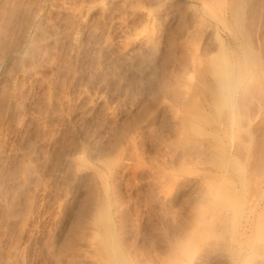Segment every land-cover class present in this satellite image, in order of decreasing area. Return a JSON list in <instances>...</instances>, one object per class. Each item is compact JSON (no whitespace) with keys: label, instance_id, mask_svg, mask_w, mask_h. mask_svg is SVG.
Masks as SVG:
<instances>
[{"label":"rangeland","instance_id":"1","mask_svg":"<svg viewBox=\"0 0 264 264\" xmlns=\"http://www.w3.org/2000/svg\"><path fill=\"white\" fill-rule=\"evenodd\" d=\"M42 1L44 8H35V0H0V264H93L97 254L90 253L98 250L90 235L105 233L96 223L101 206L134 264H192L217 251L220 264H264V87L260 92L253 72L239 82L234 120L228 106L218 110L214 90L220 45H227L224 53L234 62L239 56L253 64L264 61V45L254 36V45L246 47L225 8L229 0ZM244 15L243 28L250 30ZM258 24L252 28L264 35ZM3 88L14 95L6 98ZM220 193H228L221 197L229 201L219 202Z\"/></svg>","mask_w":264,"mask_h":264},{"label":"bare ground","instance_id":"2","mask_svg":"<svg viewBox=\"0 0 264 264\" xmlns=\"http://www.w3.org/2000/svg\"><path fill=\"white\" fill-rule=\"evenodd\" d=\"M38 1V2H37ZM61 1V0H60ZM87 1V0H86ZM92 1V0H91ZM120 1V0H119ZM125 1V0H124ZM144 1V0H143ZM225 1V0H224ZM18 2H20V1H18ZM22 2V1H21ZM37 2V4L35 5V8H42V6H43V2H45V1H42V0H35V3ZM42 2V3H41ZM82 2V1H81ZM89 2V1H88ZM141 2V1H140ZM163 2V1H162ZM61 3V2H60ZM87 3V2H86ZM123 3V2H122ZM139 3V2H138ZM209 3V2H208ZM19 4V3H18ZM71 4V3H70ZM74 4V3H73ZM76 4H78L77 2H76ZM149 4V3H148ZM220 4V3H219ZM226 4H228V6L226 5V10L228 11V12H230L231 13V15H232V17H233V22H234V26L233 27H235L234 28V30H237V32L239 31L240 32V36H242V39L243 40H245L248 44H245L244 42V44L246 45V47H247V45L248 46H252V44L254 45V41H255V39H254V36L256 37V42H257V45L258 44H260V45H262V47H263V45H264V35L263 34H259V32H257V29L258 28H252L253 27V25L255 24L256 25V23L258 22L259 24H258V26L257 27H260V25L262 26V27H264V23H263V21H264V0H229V3L227 2ZM24 5V4H23ZM222 5V4H221ZM246 5H247V8H246ZM87 6H88V4H87ZM132 6V5H131ZM138 6V5H137ZM136 6V7H137ZM182 6V5H181ZM191 6V5H190ZM204 6V5H203ZM223 6H225V5H223ZM18 7V6H17ZM19 7H20V5H19ZM50 7V6H49ZM52 7V6H51ZM75 7V6H74ZM77 7V6H76ZM82 7V6H81ZM212 7H214L213 5H212ZM27 8V7H26ZM43 8H44V6H43ZM68 8V7H67ZM202 8V7H201ZM205 8V7H204ZM206 8H209V7H206ZM64 9V8H63ZM79 9V8H78ZM146 9V8H145ZM245 9H247V15L250 17H248L247 19H249V22H250V26H252V27H250L249 29L250 30H248L247 28H243V25H244V21H245V15H244V13H246L245 12ZM40 10H42V9H40ZM40 10H38V11H40ZM148 10H150V9H148ZM203 10V9H202ZM205 10V9H204ZM204 10H203V13H204ZM10 11V10H9ZM16 11V10H15ZM43 11V10H42ZM119 11V10H118ZM134 11V10H133ZM144 11V10H143ZM179 11V10H178ZM222 12V11H221ZM143 13V12H142ZM148 13V12H147ZM212 13V12H211ZM125 14V13H124ZM206 14V13H205ZM83 15V14H82ZM155 15V14H154ZM211 15V14H210ZM213 15V14H212ZM50 16V15H49ZM85 16V15H84ZM9 17H10V15H9ZM106 17V16H105ZM125 17V16H124ZM155 17V16H154ZM211 17H213V16H211ZM216 17V16H215ZM73 18V17H72ZM96 18V17H95ZM112 18V17H111ZM262 18V19H261ZM100 19V18H99ZM118 19V18H117ZM216 19H217V17H216ZM55 20V19H54ZM111 20V19H110ZM114 20V19H113ZM154 20V19H153ZM152 20V21H153ZM155 20H156V18H155ZM21 21V20H20ZM45 21V20H44ZM79 21H82V20H79ZM101 21V20H100ZM181 21V20H180ZM220 21V20H219ZM257 21V22H256ZM16 22V21H15ZM121 22V21H120ZM157 22V21H156ZM165 22V21H164ZM198 22V21H197ZM254 22V23H253ZM1 23V22H0ZM11 23V22H10ZM39 23V22H38ZM161 23V22H160ZM207 23V22H206ZM210 23V22H209ZM58 24V23H57ZM97 24V23H96ZM119 24H121V23H119ZM124 24V23H123ZM154 24V23H153ZM152 24V25H153ZM156 24V23H155ZM183 24V23H182ZM181 24V25H182ZM249 24V23H248ZM2 25V24H1ZM14 25V24H13ZM25 25V24H24ZM98 25V24H97ZM110 25V24H109ZM209 25V24H208ZM224 25V24H223ZM6 26V25H5ZM62 26V25H61ZM64 26V25H63ZM135 26V25H134ZM155 26V25H154ZM187 26V25H186ZM248 26V25H247ZM13 27V26H12ZM53 27V26H52ZM80 27V26H79ZM92 27V26H91ZM118 27V26H117ZM204 27V26H203ZM255 27V26H254ZM14 28H15V26H14ZM199 28V27H198ZM208 28V27H207ZM209 28H210V26H209ZM208 28V29H209ZM213 28V27H212ZM13 29V28H12ZM62 29V28H61ZM64 29V28H63ZM187 29V28H186ZM260 29V28H259ZM264 29V28H263ZM126 30V29H125ZM171 30V29H170ZM194 30V29H193ZM213 30V29H212ZM49 31V30H48ZM96 31V30H95ZM196 31V30H195ZM1 32V31H0ZM17 32V31H16ZM79 32V31H78ZM90 32V31H89ZM173 32V31H172ZM204 32V31H203ZM186 33H187V31H186ZM235 33V32H234ZM13 34V33H12ZM15 34V33H14ZM18 34V33H17ZM46 34V33H45ZM237 34V33H236ZM107 35V34H106ZM215 35V34H214ZM32 36V35H31ZM238 36V35H237ZM236 36V37H237ZM86 37V36H85ZM128 37V36H127ZM169 37V36H168ZM235 37V36H234ZM6 38V37H5ZM201 38V37H200ZM45 39V38H44ZM48 39V38H47ZM96 39V38H95ZM102 39V38H101ZM125 39V38H124ZM238 40H239V38H237ZM76 40V39H75ZM80 40V39H79ZM119 40V39H118ZM158 40H159V38H158ZM176 40V39H175ZM5 41V40H4ZM93 41V40H92ZM171 41V40H170ZM185 41V40H184ZM209 41V40H208ZM230 41V40H229ZM62 42V41H61ZM89 42V41H88ZM163 42V41H162ZM238 42V41H237ZM236 42V43H237ZM241 42H242V40H241ZM44 43V42H43ZM121 43V42H120ZM129 43V42H128ZM151 43V42H150ZM184 43V42H183ZM192 43V42H191ZM190 43V44H191ZM213 43V42H212ZM221 43V42H220ZM124 44V43H123ZM205 44V43H204ZM242 44V43H241ZM67 45V44H66ZM65 45V46H66ZM73 45V44H72ZM127 45V44H126ZM168 45V44H167ZM171 45V44H170ZM193 45V44H192ZM256 45V44H255ZM256 45V46H257ZM209 46V45H208ZM227 45H225V47H226ZM46 47V46H45ZM204 47V46H203ZM212 47V46H211ZM222 46L220 45L219 46V52H218V55L216 56V65H215V67H214V72H215V77H216V85H214L215 86V92H216V94H217V96H216V101H217V107H218V110L220 111V108H221V106H223V105H226V106H228L227 108H229V111H230V116H231V118L233 119L235 116H236V113H235V111H234V102H235V100H234V98H233V93L238 89V87H240L239 86V82H242L243 80H245L248 76L250 77V75L252 74V72H253V75L255 76V74L257 75V77H255L256 78V84H257V82L260 84V86H258L257 85V87L260 89V92H262V91H264V89L261 91V88H263L264 87V78H262L261 76H262V74H264V61H262V60H258V62H256L257 63V67L255 66V64H253L250 60L248 61L247 60V58H248V56H247V58H246V56H245V58H246V60L248 61V62H251V63H247V61H245V63L244 62H242L241 60H240V58H239V56H238V59L236 58V60H235V62H234V60H232V59H229L228 57L229 56H227L226 54V52L224 53V48L222 47ZM258 47V46H257ZM50 48V47H49ZM153 48V47H152ZM173 48V47H172ZM180 48V47H179ZM240 48V47H239ZM260 48V47H259ZM3 49V48H2ZM47 49V48H46ZM63 49V48H62ZM173 49H175V48H173ZM229 49V48H228ZM257 49V48H256ZM80 50V49H79ZM125 50V49H124ZM153 50V49H152ZM233 50V49H232ZM247 50L249 51V49L247 48ZM251 50V49H250ZM48 51V50H47ZM68 51V50H67ZM158 51V50H157ZM179 51V50H178ZM186 51H188V50H186ZM185 51V52H186ZM223 51V52H222ZM226 51L228 52L229 50H227L226 49ZM261 51V50H260ZM133 52H134V50H133ZM177 52V51H176ZM183 52V51H182ZM189 52V51H188ZM208 52V51H207ZM233 51H231V53H232ZM235 52V51H234ZM253 53H254V51H252ZM4 53H5V51H4ZM192 53V52H191ZM224 53V54H223ZM230 53V54H231ZM249 53V52H248ZM38 54V53H37ZM103 54V53H102ZM139 54V53H138ZM171 54V53H170ZM190 54V53H189ZM229 54V55H230ZM236 54V53H235ZM256 54V53H255ZM152 55V54H151ZM175 55V54H174ZM66 56V55H65ZM68 56V55H67ZM67 56H66V58H67ZM84 56H86V55H84ZM108 56V55H107ZM166 56V55H165ZM169 56V55H168ZM255 56V55H254ZM260 56V55H259ZM37 57V56H36ZM58 57V56H57ZM79 57V56H78ZM88 57V56H87ZM133 57V56H132ZM177 57V56H176ZM236 57H237V55H236ZM155 58V57H154ZM192 58V57H191ZM230 58H233L232 57V55L230 56ZM244 58V59H245ZM252 58V57H251ZM255 58V57H254ZM253 58V59H254ZM64 59V58H63ZM82 59V58H81ZM107 59V58H106ZM140 59H142V58H140ZM207 59V58H206ZM252 59V61H254ZM13 60V59H12ZM92 60V59H91ZM115 60V59H114ZM195 60V59H194ZM64 61V60H63ZM138 61V60H137ZM161 61V60H160ZM170 61V60H169ZM172 61V60H171ZM14 62V61H13ZM30 62V61H29ZM50 62V61H49ZM97 62V61H96ZM15 63V62H14ZM65 63V62H64ZM120 63H122V62H120ZM134 63V62H133ZM163 63V62H162ZM194 63V62H193ZM213 63V62H212ZM19 64V63H18ZM38 64V63H37ZM50 64V63H49ZM90 64V63H89ZM104 64V63H103ZM29 65V64H28ZM65 65V64H64ZM107 65V64H106ZM140 65V64H139ZM138 65V66H139ZM183 65V64H182ZM190 65V64H189ZM51 66H52V64H51ZM57 66V65H56ZM94 66V65H93ZM121 66V65H120ZM135 66V65H134ZM147 66V65H146ZM154 66V65H153ZM156 66V65H155ZM154 66V67H155ZM161 66V65H160ZM164 66V65H163ZM65 67V66H64ZM95 67V66H94ZM140 67V66H139ZM188 67V66H187ZM186 67V68H187ZM17 68H18V66H17ZM51 68V67H50ZM96 68V67H95ZM115 68V67H114ZM128 68V67H127ZM141 68V67H140ZM185 68V67H184ZM119 69V68H118ZM152 69V68H151ZM161 69V68H160ZM181 69V68H180ZM192 69V68H191ZM141 70V69H140ZM6 71V70H5ZM21 71V70H20ZM54 71V70H53ZM62 71V70H61ZM155 71V70H154ZM184 71L185 70H183V72L181 73V74H183L184 73ZM187 71V70H186ZM188 71H189V69H188ZM193 71V70H192ZM177 72V71H176ZM70 73V72H69ZM73 73V72H72ZM80 73V72H79ZM169 73V72H168ZM86 74V73H85ZM175 74V73H174ZM177 74V73H176ZM190 75H192L191 73H189ZM59 75V74H58ZM65 75V74H64ZM71 75V74H70ZM104 75H106V74H104ZM128 75V74H127ZM137 75V74H136ZM146 75H147V73H146ZM24 76V75H23ZM134 76V75H133ZM177 76V75H176ZM54 77V76H53ZM90 77V76H89ZM105 77V76H104ZM139 77V76H138ZM146 77V76H145ZM174 77V76H173ZM261 77V78H260ZM189 78H191V77H189ZM188 78V79H189ZM31 79V78H30ZM29 79V80H30ZM56 79V78H55ZM71 79V78H70ZM116 79V78H115ZM166 79H167V77H166ZM177 79V78H176ZM61 80V79H60ZM35 81V80H34ZM164 81V80H163ZM170 81V80H169ZM174 82H175V80H173ZM179 81V80H178ZM196 81V80H195ZM248 81H249V78H248ZM187 82V81H186ZM190 82V81H189ZM63 83V82H62ZM89 83V82H88ZM170 83V82H169ZM176 83V82H175ZM174 83V84H175ZM180 83V82H179ZM194 83V82H193ZM5 84V83H4ZM69 84V83H68ZM167 84V83H166ZM178 84V83H177ZM187 84H189V83H187ZM253 84H254V82H253ZM42 85V84H41ZM47 85V84H46ZM136 85V84H135ZM184 85V84H183ZM250 85V84H249ZM7 86V85H6ZM14 86V85H13ZM173 86H175V85H173ZM182 86V85H181ZM195 86V85H194ZM246 86V85H245ZM256 86V85H255ZM8 87V86H7ZM10 87V86H9ZM171 87V86H170ZM177 87V86H176ZM198 87V86H197ZM256 87V88H257ZM59 88V87H58ZM63 88H64V86H63ZM169 88V87H168ZM175 88V87H174ZM182 88V87H181ZM184 88V87H183ZM189 88V87H188ZM258 88L256 89V90H258ZM4 89V88H3ZM68 89V88H67ZM95 89V88H94ZM137 89V88H136ZM192 89V88H191ZM7 89H4V91H6ZM11 90V89H10ZM9 90V91H10ZM17 90V89H16ZM176 90V89H175ZM4 91H2L1 90V92H4ZM9 91L7 90L6 92H7V94L5 95L6 96V98H8L7 97V95L9 96V95H12L13 94V91L11 92L10 91V93H9ZM50 91V90H49ZM180 91V90H179ZM259 91V90H258ZM244 92V91H243ZM246 92V91H245ZM15 93V92H14ZM94 93V92H93ZM263 93V92H262ZM4 94V93H3ZM16 94V93H15ZM79 94V93H78ZM77 94V95H78ZM101 94V93H100ZM191 94V93H190ZM201 94H202V91H201ZM235 94V93H234ZM259 94V93H258ZM14 95V94H13ZM37 95V94H36ZM42 95H44V94H42ZM41 95V96H42ZM87 95V94H86ZM157 95H158V93H157ZM178 95V94H177ZM192 95V94H191ZM190 95V96H191ZM261 95V94H260ZM4 96V95H3ZM88 96V95H87ZM195 96V95H194ZM193 95H192V97H194ZM243 96V95H242ZM257 96H259V95H257ZM12 97H14V96H12ZM11 97V98H12ZM181 97V96H180ZM185 97H187V96H185ZM189 97V96H188ZM197 97V96H196ZM5 97H3V99H4ZM31 98V97H30ZM72 98H74V97H72ZM158 98V97H157ZM9 99V98H8ZM98 99H100V98H98ZM198 99V98H197ZM259 99H262V98H260L259 97ZM47 100V99H46ZM70 100V99H69ZM175 100H176V98H175ZM251 100V99H250ZM6 101V100H5ZM71 101V100H70ZM167 101V100H166ZM185 101V100H184ZM199 101V100H198ZM252 101V100H251ZM259 101V100H258ZM1 102V101H0ZM40 102V101H39ZM42 102V101H41ZM48 102H49V100H48ZM62 102V101H61ZM65 103V102H64ZM162 103V102H161ZM182 103V102H181ZM252 103V102H251ZM23 104V103H22ZM86 104V103H85ZM223 104V105H222ZM262 104V103H261ZM243 105V104H242ZM45 106V105H44ZM66 106V105H65ZM126 106V105H125ZM162 106V105H161ZM204 106V105H203ZM3 107H4V105H3ZM153 107V106H152ZM2 108V107H1ZM29 108V107H28ZM79 108V107H78ZM142 108V107H141ZM168 108V107H167ZM4 109V108H3ZM22 109V108H21ZM123 109V108H122ZM139 109V108H138ZM152 109V108H151ZM252 109V108H251ZM66 110H67V108H66ZM107 110V109H106ZM113 110H115V109H113ZM4 111V110H3ZM55 111H56V109H55ZM77 111V110H76ZM138 111V110H137ZM245 111H247V110H245ZM44 112V111H43ZM61 112V111H60ZM91 112V111H90ZM109 112V111H108ZM153 112V111H152ZM34 113V112H33ZM37 113V112H36ZM63 113V112H62ZM83 113V112H82ZM85 113V112H84ZM98 113V112H97ZM138 113V112H137ZM243 113V112H242ZM109 114V113H108ZM188 114H190V113H188ZM192 114V113H191ZM71 115V114H70ZM107 115V114H106ZM112 115V114H111ZM115 115V114H114ZM134 115H136L135 113H134ZM138 115H139V113H138ZM142 115V114H141ZM141 115H140V117H141ZM163 115V114H162ZM200 115V114H199ZM54 116V115H53ZM58 116V115H57ZM145 116V115H144ZM147 116H149V115H147ZM192 117H193V115H191ZM260 116V115H259ZM36 117H37V115H36ZM99 117V116H98ZM116 117V116H115ZM245 117V116H244ZM27 118V117H26ZM196 118V117H195ZM243 118V117H242ZM56 119V118H55ZM59 119V118H58ZM57 119V120H58ZM76 119H77V117H76ZM81 119V118H80ZM134 119V118H133ZM132 119V120H133ZM140 119V118H139ZM144 119V118H143ZM1 120V119H0ZM37 120V119H36ZM111 120V119H110ZM234 120V119H233ZM245 120V119H244ZM38 121V120H37ZM96 121V120H95ZM138 121H140V120H138ZM145 121H146V119H145ZM165 121V120H164ZM168 121V120H167ZM264 121V120H263ZM23 122V121H22ZM43 122V121H42ZM82 122V121H81ZM126 122V121H125ZM131 122V121H130ZM169 122V121H168ZM189 122V121H188ZM187 122V123H188ZM234 122V121H233ZM89 123V122H88ZM132 123V122H131ZM136 123V122H135ZM167 123V122H166ZM191 123V122H190ZM225 123H226V121H225ZM224 123V124H225ZM227 123H228V121H227ZM248 123V122H247ZM48 124V123H47ZM46 124V125H47ZM62 124V123H61ZM83 124V123H82ZM162 124V123H161ZM262 124V123H261ZM32 125V124H31ZM38 125V124H37ZM36 125V126H37ZM97 125V124H96ZM164 125V124H163ZM264 125V124H263ZM20 126V125H19ZM29 126V125H28ZM54 126V125H53ZM123 126V125H122ZM125 126V125H124ZM129 126V125H128ZM138 126V125H137ZM175 126V125H174ZM197 126V125H196ZM10 127V126H9ZM114 127V126H113ZM119 127V126H118ZM127 127V126H126ZM169 127V126H168ZM193 127V126H192ZM26 128H27V126H26ZM40 128H41V126H40ZM46 128V127H45ZM51 128V127H50ZM55 128V127H54ZM89 128V127H88ZM94 128H95V130H96V128L97 127H95L94 126ZM94 128H93V130H94ZM121 128V127H120ZM133 128V127H132ZM158 128V127H157ZM181 128V127H180ZM179 128V129H180ZM11 129V128H10ZM35 129V128H34ZM38 129H39V126H38ZM86 129V128H85ZM112 129V128H111ZM123 129V128H122ZM166 129V128H165ZM171 129V128H170ZM183 129V128H182ZM256 129H257V127H256ZM14 130V129H13ZM49 130V129H48ZM114 130V129H113ZM127 130V129H126ZM131 130V129H130ZM140 130V129H139ZM158 130V129H157ZM167 130H168V128H167ZM35 131V130H34ZM52 130H50V132H51ZM128 131V130H127ZM132 131V130H131ZM138 131V130H137ZM141 131V130H140ZM160 131V130H159ZM182 131V130H181ZM196 131V130H195ZM239 131V130H238ZM255 131V130H254ZM31 132V131H30ZM158 132V131H157ZM165 132V131H164ZM171 132V131H170ZM47 133V132H46ZM64 133V132H63ZM67 133V132H66ZM74 133V132H73ZM85 133V132H84ZM125 133V132H124ZM156 133V132H155ZM168 133V132H167ZM180 133V132H179ZM260 133V132H259ZM39 134V133H38ZM56 134V133H55ZM60 134V133H59ZM112 134V133H111ZM114 134V133H113ZM130 135H131V132L129 133ZM128 134V135H129ZM160 134V133H159ZM161 134H162V132H161ZM81 135V134H80ZM122 135H123V133H122ZM134 135V134H133ZM140 135V134H139ZM138 135V136H139ZM83 136V135H82ZM86 136V135H85ZM112 136V135H111ZM114 136V135H113ZM181 136V135H180ZM241 136V135H240ZM260 136V135H259ZM35 137V136H34ZM45 137V136H44ZM91 137V136H90ZM89 137V138H90ZM122 137V136H121ZM139 137H141V136H139ZM138 137V138H139ZM165 137H167V136H165ZM252 137V136H251ZM41 138V137H40ZM115 138V137H114ZM113 138V139H114ZM117 138V137H116ZM123 138V137H122ZM129 138H132V137H129ZM153 138V137H152ZM11 139V138H10ZM31 139V138H30ZM128 139V138H127ZM134 139V138H133ZM140 139V138H139ZM146 139V138H145ZM150 139V138H149ZM171 139V138H170ZM6 140V139H5ZM48 140V139H47ZM79 140V139H78ZM109 140V139H108ZM142 140V139H141ZM2 141V140H1ZM58 141V140H57ZM60 141V140H59ZM73 141V140H72ZM126 141V140H125ZM128 141V140H127ZM133 141V140H132ZM155 141V140H154ZM163 141V140H162ZM240 141V140H239ZM242 141V140H241ZM42 142H43V140H42ZM93 142V141H92ZM107 142H110V141H107ZM114 142V141H113ZM112 142V143H113ZM171 142V141H170ZM179 142V141H178ZM37 143V142H36ZM63 143V142H62ZM160 143V142H159ZM167 143V142H166ZM34 144V143H33ZM109 144H111V143H109ZM172 144V143H171ZM174 144V143H173ZM176 144V143H175ZM238 144V143H237ZM239 144H240V142H239ZM258 144V143H257ZM263 144V143H262ZM261 144V145H262ZM1 145V144H0ZM27 145H28V143H27ZM37 145V144H36ZM55 145V144H54ZM53 145V146H54ZM115 145V144H114ZM122 145V144H121ZM133 145V144H132ZM160 145V144H159ZM25 146V145H24ZM80 146V145H79ZM78 146V147H79ZM116 146V145H115ZM150 146V145H149ZM153 146V145H152ZM166 146V145H165ZM241 146V145H240ZM36 147V146H35ZM71 147V146H70ZM89 147V146H88ZM93 147V146H92ZM91 147V148H92ZM100 147V146H99ZM114 147V146H113ZM125 147V146H124ZM127 147H129V146H127ZM155 147V146H154ZM257 147V146H256ZM23 148V147H22ZM31 148H33L32 146H31ZM55 148V147H54ZM62 148V147H61ZM146 148V147H145ZM160 148V147H159ZM161 148H162V146H161ZM47 149V148H46ZM46 149H44V150H46ZM62 149H64V147L62 148ZM73 149H74V147H73ZM82 149V148H81ZM90 149V148H89ZM122 149V148H121ZM125 149H127V148H125ZM142 149V148H141ZM147 149V148H146ZM254 149V148H253ZM31 150V149H30ZM78 150V149H77ZM100 150V149H99ZM112 150V149H111ZM114 150H115V148H114ZM132 150V149H131ZM150 150V149H149ZM153 150V149H152ZM155 150V149H154ZM29 151V150H28ZM47 151V150H46ZM119 151V150H118ZM124 151V150H123ZM133 151V150H132ZM135 151V150H134ZM141 151V150H140ZM143 151V150H142ZM262 151V150H261ZM264 151V150H263ZM25 152V151H24ZM31 152V151H30ZM120 152V151H119ZM155 152V151H154ZM28 153V152H27ZM34 153V152H33ZM36 153V152H35ZM43 153H44V151H43ZM59 153H60V151H59ZM103 153V152H102ZM108 153H109V151H108ZM116 153V152H115ZM122 153V152H121ZM124 153V152H123ZM127 153V152H126ZM135 153V152H134ZM142 153V152H141ZM37 154V153H36ZM48 154V153H47ZM47 154H46V156H47ZM68 154V153H67ZM78 154V153H77ZM120 154V153H119ZM136 154V153H135ZM146 154H148V153H146ZM152 154V153H151ZM166 154V153H165ZM241 154V153H240ZM29 155V154H28ZM112 155V157H113V154H111ZM115 155V154H114ZM156 155V154H155ZM39 156V155H38ZM55 156V155H54ZM73 156V155H72ZM76 156V155H75ZM126 156V155H125ZM135 156V155H134ZM133 156V157H134ZM149 156V155H148ZM8 157V156H7ZM65 157V156H64ZM85 157V156H84ZM107 157V156H106ZM109 157H111V156H109ZM138 157V156H137ZM140 157V156H139ZM150 157V156H149ZM157 157V156H156ZM32 158V157H31ZM104 158V157H103ZM118 158V157H117ZM135 158H136V156H135ZM148 158V157H147ZM152 158V157H151ZM155 158V157H154ZM222 158V157H221ZM262 158V157H261ZM19 159V158H18ZM84 159V158H83ZM85 159H86V157H85ZM95 159V158H94ZM108 160H109V158H107ZM121 159V158H120ZM140 159V158H139ZM146 159V158H145ZM150 159V158H149ZM219 159V158H218ZM17 160V159H16ZM39 160V159H38ZM37 160V161H38ZM53 160V159H52ZM99 160H101V159H99ZM111 160V159H110ZM132 160V159H131ZM147 160V159H146ZM145 160V161H146ZM261 160V159H260ZM14 161V160H13ZM54 161V160H53ZM86 161V160H85ZM98 161V160H97ZM103 161V160H102ZM113 161V160H112ZM144 161V162H145ZM50 162V161H49ZM66 162V161H65ZM84 162V161H83ZM104 162V161H103ZM141 162V161H140ZM143 162V163H144ZM22 163V162H21ZM91 163V162H90ZM108 163V162H107ZM121 163V162H120ZM123 163V162H122ZM47 164V163H46ZM58 164V163H57ZM111 164V163H110ZM138 164V163H137ZM149 164V163H148ZM255 164V163H254ZM261 164V163H260ZM26 165V164H25ZM29 165V164H28ZM76 165V164H75ZM107 165V164H106ZM120 165V164H119ZM138 166V165H137ZM149 166V165H148ZM157 166V165H156ZM35 167V166H34ZM94 167V166H93ZM116 167V166H115ZM124 167V166H123ZM143 167V166H142ZM167 167V166H166ZM182 167V166H181ZM19 168V167H18ZM98 168V167H97ZM131 168V167H130ZM94 169V168H93ZM129 169V168H128ZM127 169V170H128ZM174 169V168H173ZM172 169V170H173ZM178 169H180V168H178ZM50 170H51V168H50ZM99 170H100V168H99ZM102 170V169H101ZM114 170V169H113ZM134 170V169H133ZM141 170V169H140ZM139 170V171H140ZM169 170V169H168ZM175 170H177V169H175ZM182 170V169H181ZM60 171V170H59ZM75 171V170H74ZM77 171V170H76ZM80 171V170H79ZM118 171V170H117ZM132 171V170H131ZM73 172V171H72ZM97 172H98V170H97ZM154 172V171H153ZM158 172V171H157ZM169 172H170V170H169ZM176 172V171H175ZM177 172H178V170H177ZM254 172V171H253ZM14 173V172H13ZM40 173V172H39ZM123 173V172H122ZM38 174V173H37ZM42 174V173H41ZM65 174V173H64ZM74 174V173H73ZM162 174V173H161ZM190 174V173H189ZM192 174V173H191ZM259 174V173H258ZM22 175V174H21ZM27 175V174H26ZM43 175V174H42ZM93 175V174H92ZM122 175V174H121ZM136 175V174H135ZM156 175V174H155ZM158 175H160V174H158ZM167 175H169V174H167ZM254 175V174H253ZM73 176V175H72ZM131 176V175H130ZM177 176V175H176ZM24 177V176H23ZM28 177V176H27ZM60 177V176H59ZM68 177V176H67ZM87 177V176H86ZM93 177V176H92ZM100 177H102L101 175H100ZM124 177V176H123ZM136 177V176H135ZM149 177V176H148ZM2 178V177H1ZM19 178V177H18ZM17 178V179H18ZM22 178V177H21ZM99 178V177H98ZM103 178V177H102ZM102 178H101V181H102ZM115 178V177H114ZM117 178V177H116ZM127 178V177H126ZM131 178V177H130ZM129 178V179H130ZM133 178V177H132ZM162 178V177H161ZM175 178V177H174ZM16 179V180H17ZM28 179V178H27ZM121 179V178H120ZM128 179V180H129ZM150 179V178H149ZM152 179V178H151ZM116 180V179H115ZM114 180V181H115ZM137 180V179H136ZM159 180V179H158ZM55 181V180H54ZM88 181V180H87ZM91 181V180H90ZM104 181V180H103ZM106 181V180H105ZM118 181V179L116 180V182ZM162 181V180H161ZM165 182H166V180H164ZM175 181V180H174ZM180 181V180H179ZM186 181V180H185ZM18 182V181H17ZM115 182V183H116ZM131 182V181H130ZM146 182H148V180L146 181ZM172 182V181H171ZM102 183V185H103V183L104 182H101ZM114 183V182H113ZM114 183V184H115ZM149 183H151L150 181H149ZM158 183V182H157ZM200 183V182H199ZM251 183H252V181H251ZM5 184V183H4ZM7 184V183H6ZM20 184H22V183H20ZM33 184V183H32ZM34 184H36V183H34ZM39 184V183H38ZM55 184V183H54ZM106 184V183H105ZM108 184V183H107ZM129 184V183H128ZM163 184V183H162ZM184 184V183H183ZM193 184V183H192ZM197 184H198V182H197ZM17 185V184H16ZM25 185H27V184H25ZM24 185V186H25ZM83 185V184H82ZM163 185H166V184H163ZM221 185V184H220ZM18 186V185H17ZM55 186V185H54ZM96 186V185H95ZM109 186V185H108ZM128 186V185H127ZM133 186V185H132ZM148 186V185H147ZM186 186V185H185ZM219 186V185H218ZM257 186V185H256ZM11 187V186H10ZM26 187V186H25ZM35 187V186H34ZM56 187V186H55ZM86 187V186H85ZM102 187H104V185L102 186ZM117 187V186H116ZM140 187V186H139ZM163 187V186H162ZM166 186H164V189H166L165 188ZM38 188V187H37ZM80 188V187H79ZM113 188H114V186H113ZM118 188V187H117ZM136 188V187H135ZM170 188V187H169ZM186 188V187H185ZM184 188V189H185ZM3 189V188H2ZM45 189V188H44ZM52 189V188H51ZM90 189H92V188H90ZM103 189H105V188H103ZM130 189V188H129ZM191 189V188H190ZM223 189V188H222ZM221 189V190H222ZM8 190V189H7ZM31 190V189H30ZM41 190V189H40ZM63 190V189H62ZM93 190H95L96 191V189H93ZM106 190H108V189H106ZM124 190V189H123ZM137 190V189H136ZM145 190V189H144ZM155 190H156V188H155ZM198 190V189H197ZM196 190V191H197ZM225 190V189H224ZM224 190H222V191H224ZM254 190V189H253ZM12 191V190H11ZM14 191V190H13ZM38 191V190H37ZM78 191V190H77ZM88 191V190H87ZM140 191V190H139ZM164 191H167V190H164ZM192 191V190H191ZM215 191H216V189H215ZM227 191V190H226ZM33 191H30V194L32 193ZM92 192V191H91ZM97 192V191H96ZM115 192V191H114ZM120 192V191H119ZM131 192V191H130ZM145 192H147V191H145ZM150 192H151V190H150ZM161 192V191H160ZM168 192H170V191H168ZM167 192V193H168ZM202 192V191H201ZM233 192H234V190H233ZM29 193V192H28ZM39 193V192H38ZM61 193V192H60ZM105 193H107V191H105L104 190V194ZM118 193V192H117ZM124 193V192H123ZM158 193V192H157ZM187 193H188V191H187ZM37 194V193H36ZM64 194V193H63ZM136 194V193H135ZM166 194V193H165ZM193 194V193H192ZM226 193H220V201L219 202H221V201H229L228 200V197H221V195H225ZM229 194H230V192H229ZM228 193L226 194L227 196L229 195ZM23 195V194H22ZM40 195V194H39ZM60 195V194H59ZM123 195V194H122ZM149 195V194H148ZM159 195V194H158ZM164 195V194H163ZM175 195V194H174ZM191 195V194H190ZM189 195V196H190ZM215 195V194H214ZM232 195V194H231ZM230 195V196H231ZM233 195H235V194H233ZM233 195H232V197H233ZM30 196V195H29ZM33 196V195H32ZM48 196V195H47ZM55 196V195H54ZM84 196V195H83ZM93 197L94 196H97V195H92ZM127 196H129V195H127ZM92 197V198H93ZM136 197V196H135ZM159 197H161V196H159ZM208 197V196H207ZM1 198V197H0ZM27 198V197H26ZM43 198V197H42ZM45 198V197H44ZM84 198H85V196H84ZM95 198V197H94ZM118 198V197H117ZM120 198H122V196L120 197ZM138 198V197H137ZM153 198V197H152ZM192 198V197H191ZM217 198H218V196H217ZM46 199V198H45ZM127 199V198H126ZM162 199V198H161ZM205 199H206V197H205ZM87 200H88V197H87ZM143 200V199H142ZM160 200V199H159ZM163 200V199H162ZM167 200V199H166ZM173 200V199H172ZM187 200V199H186ZM193 200V199H192ZM200 200V199H199ZM204 200V199H203ZM202 200V201H203ZM231 200V199H230ZM233 200V199H232ZM28 201V200H27ZM53 201V200H52ZM91 201H93V200H91ZM161 201V200H160ZM198 201V200H197ZM196 201V202H197ZM20 202V201H19ZM32 202V201H31ZM69 202V201H68ZM163 202V201H162ZM188 202V201H187ZM236 202V201H235ZM5 203V202H4ZM82 203H84V201L83 202H81L80 204H82ZM138 203V202H137ZM204 203V202H203ZM228 203H230V202H228ZM233 203V202H232ZM40 204V203H39ZM41 204H43V203H41ZM152 204V203H151ZM161 204V203H160ZM177 204V203H176ZM184 204V203H183ZM225 204V203H224ZM10 205V204H9ZM38 205V204H37ZM45 205V204H44ZM51 205V204H50ZM57 205V204H56ZM73 205V204H72ZM76 205V204H75ZM90 205V204H89ZM120 205H124V204H120ZM166 205V204H165ZM193 205V204H192ZM201 205V204H200ZM232 205V204H231ZM24 206V205H23ZM28 206V205H27ZM26 206V207H27ZM36 206V205H35ZM79 206V205H78ZM93 206V205H92ZM130 206V205H129ZM137 206V205H136ZM167 206V205H166ZM174 206V205H173ZM172 206V207H173ZM4 207H6L5 206V204H4ZM45 207V206H44ZM61 207V206H60ZM90 207V206H89ZM88 207V208H89ZM178 207V206H177ZM192 207V206H191ZM195 207H197V205L195 206ZM9 208V207H8ZM36 208V207H35ZM58 208H59V206H58ZM124 208V207H123ZM148 208V207H147ZM160 208H161V206H160ZM13 208H11V211H13L12 210ZM51 209V208H50ZM94 209V208H93ZM93 209H92V211H93ZM122 209V208H121ZM135 209V208H134ZM164 209V208H163ZM174 209V208H173ZM176 209V208H175ZM197 209V208H196ZM44 210V209H43ZM46 210V209H45ZM98 210H100L99 211V214L97 215V217H96V223L98 224V226H99V230L101 229V224H103L104 225V229H105V233L104 234H100V235H98V234H94V238H92L91 239V235H90V242L92 243V245L94 246V247H96L97 248V250L98 251H95V250H90L92 253H90V254H92V256L96 253L97 254V258L99 259V261H98V263L97 264H134V263H132L130 260L128 261L127 259H126V257H125V255H124V251H123V247H122V245H121V242L118 240V238L116 237V234H115V230L110 226V224H109V222L107 221V220H110L109 218L107 219V217H108V213H107V209L105 208V206H101V208H99ZM154 210H156V209H154ZM168 210V209H167ZM31 211V210H30ZM120 211V210H119ZM159 211V210H158ZM163 211V210H162ZM196 211V210H195ZM205 211V210H204ZM77 212V211H76ZM150 212V211H149ZM155 212V211H154ZM43 213V212H42ZM61 213V212H60ZM74 213V212H73ZM80 213V212H79ZM79 213H77L78 215H79ZM123 213V212H122ZM137 213V212H136ZM156 213V212H155ZM160 213V212H159ZM168 213V212H167ZM192 213V212H191ZM197 213V212H196ZM14 214V213H13ZM13 214H11V215H13ZM25 214V213H24ZM34 214V213H33ZM63 214V213H62ZM75 214V213H74ZM91 214V213H90ZM154 214V213H153ZM210 214H211V212H210ZM35 215V214H34ZM40 215V214H39ZM43 215L44 214H42V217H43ZM64 215V214H63ZM86 215H88V214H86ZM121 215V214H120ZM127 215V214H126ZM137 215V214H136ZM157 215V214H156ZM165 215V214H164ZM222 215V214H221ZM6 216V215H5ZM56 216V215H55ZM73 216V215H72ZM77 216V215H76ZM89 216V215H88ZM91 216V215H90ZM162 216V215H161ZM3 217V216H2ZM57 217V216H56ZM121 217V216H120ZM128 217V216H127ZM150 217H151V215H150ZM6 218V217H5ZM24 218V217H23ZM28 218V217H27ZM55 218V217H54ZM76 218V217H75ZM79 218H81V216L79 217ZM132 218V217H131ZM192 218V217H191ZM4 219V218H3ZM52 219V218H51ZM56 219H58V218H56ZM60 219V218H59ZM71 219V218H70ZM88 219V218H87ZM120 219V218H119ZM208 219V218H207ZM211 219V218H210ZM8 220V219H7ZM25 220V219H24ZM47 220V219H46ZM121 220V219H120ZM218 220H221V219H218ZM3 221V220H2ZM1 221V222H2ZM22 221V220H21ZM77 221V220H76ZM78 221H79V219H78ZM152 221V220H151ZM49 222V221H48ZM57 222V221H56ZM92 222H93V220H92ZM120 222V221H119ZM118 222V223H119ZM172 222V221H171ZM35 223V222H34ZM122 223H123V221H122ZM133 223V222H132ZM185 223V222H184ZM222 222H220V224H221ZM0 224H2V223H0ZM16 224V223H15ZM74 224V223H73ZM77 224H78V222H77ZM76 224V225H77ZM86 224V223H85ZM127 224V223H126ZM129 224V223H128ZM172 224V223H171ZM210 224V223H209ZM218 224V223H217ZM19 225V224H18ZM58 225V224H57ZM122 225H125V224H122ZM147 225V224H146ZM173 225V224H172ZM177 225V224H176ZM211 225V224H210ZM85 226V225H84ZM88 226V225H87ZM92 226V225H91ZM120 226V225H119ZM130 226V225H129ZM135 226V225H134ZM138 226V225H137ZM174 226V225H173ZM223 226V225H222ZM230 226V225H229ZM232 226V225H231ZM237 226V225H236ZM14 227V226H13ZM54 227V226H53ZM122 227V226H121ZM124 227V226H123ZM122 227V228H123ZM133 227V226H132ZM145 227V226H144ZM165 227H166V225H165ZM168 227V226H167ZM204 227V226H203ZM264 227V226H263ZM79 228V227H78ZM127 228V227H126ZM210 228V227H209ZM217 228H218V226H217ZM6 229V228H5ZM22 229V228H21ZM53 229V228H52ZM67 229V228H66ZM81 229H82V227H81ZM80 229V230H81ZM85 229V228H84ZM84 229H82V230H84ZM94 229H95V227H94ZM94 229H93V231H94ZM125 229V228H124ZM129 229V228H128ZM189 229V228H188ZM220 229V228H219ZM14 230V229H13ZM12 230V231H13ZM86 230V229H85ZM133 230V229H132ZM145 230V229H144ZM225 230H228V229H225ZM48 231H49V229H48ZM53 231V230H52ZM66 231V230H65ZM89 231V230H88ZM92 231V232H93ZM120 231H121V229H120ZM145 231H147V229L145 230ZM179 231H181V230H179ZM200 231V230H199ZM214 231V230H213ZM46 232V231H45ZM77 232H78V230H77ZM80 232V231H79ZM124 232H126V231H124ZM131 232V231H130ZM133 232V231H132ZM224 232V231H223ZM227 232V231H226ZM14 233V232H13ZM18 233V232H17ZM38 233V232H37ZM53 233V232H52ZM63 233V232H62ZM73 233V232H72ZM93 233H95V232H93ZM92 233V234H93ZM98 233V232H97ZM199 233V232H198ZM197 233V234H198ZM16 234V233H15ZM31 234V233H30ZM49 234H50V232H49ZM77 234V233H76ZM182 234V233H181ZM213 234V233H212ZM215 234V233H214ZM11 235V234H10ZM52 235H54V234H52ZM63 235V234H62ZM88 235H89V232H88ZM98 235V236H97ZM130 235V234H129ZM210 235V234H209ZM216 235V234H215ZM220 235V234H219ZM221 235H222V233H221ZM4 236V235H3ZM85 236V235H84ZM96 236V237H95ZM122 236V235H121ZM131 236V235H130ZM200 236V235H199ZM203 236V235H202ZM225 236V235H224ZM17 237V236H16ZM15 237V238H16ZM19 237V236H18ZM78 237V236H77ZM81 237V236H80ZM209 237V236H208ZM215 237V236H214ZM216 237H217V235H216ZM10 238V237H9ZM49 238V237H48ZM82 238V237H81ZM85 238V237H84ZM207 238V237H206ZM223 238V237H222ZM41 239V238H40ZM136 239V238H135ZM211 239H212V237H211ZM225 239V238H224ZM231 239V238H230ZM18 240V239H17ZM20 241H21V239H19ZM50 240V239H49ZM63 240V239H62ZM199 240V239H198ZM260 240V239H259ZM10 241V240H9ZM19 241V242H20ZM51 241V240H50ZM68 241V240H67ZM67 241H65V242H67ZM80 241H82L81 239H80ZM84 241V240H83ZM82 241V242H83ZM122 241H123V239H122ZM215 241H217L216 240V238H215ZM62 242V241H61ZM64 242V243H65ZM153 242V241H152ZM151 242V243H152ZM200 242V241H199ZM224 242V241H223ZM15 243H17V242H15ZM57 243V242H56ZM60 243V242H59ZM63 243V242H62ZM72 243V242H71ZM84 243H85V241H84ZM87 243H89L88 241H87ZM87 243H86V246H87ZM94 243V244H93ZM213 244H215L214 242H212ZM9 244V243H8ZM47 244H48V242H47ZM55 244V243H54ZM68 244V246H72V244L70 245V242H67L66 243V245ZM190 244V243H189ZM226 244V243H225ZM30 245V244H29ZM44 245V244H43ZM46 245V244H45ZM44 245V246H45ZM58 245V244H57ZM56 244H55V248L56 247H58ZM65 245V244H64ZM84 245V244H83ZM90 246H91V244H89ZM123 245H124V242H123ZM138 245H139V243H138ZM230 245V244H229ZM240 245V244H239ZM10 246V245H9ZM24 246V245H23ZM40 246V245H39ZM38 246V247H39ZM44 246H43V248H44ZM48 246H52V244L51 245H49L48 244ZM54 246V245H53ZM89 246V247H90ZM128 245H126V247H127ZM142 246V245H141ZM140 246V247H141ZM151 246V245H150ZM225 246V245H224ZM22 247V246H21ZM26 247V246H25ZM41 247V246H40ZM39 247V248H40ZM46 247V246H45ZM49 247V248H50ZM67 247V246H66ZM94 247H93V249H94ZM125 247V246H124ZM125 247V248H126ZM237 247V246H236ZM54 248V247H53ZM52 248V249H53ZM81 248V247H80ZM86 248V247H85ZM137 248V247H136ZM135 248V249H136ZM152 248H153V246H152ZM156 248V247H155ZM205 248V247H204ZM224 248V247H223ZM254 248V247H253ZM24 249V248H23ZM52 249L50 250V251H52ZM58 249H59V247H58ZM65 249V248H64ZM73 249V248H72ZM127 249H128V247H127ZM130 249V248H129ZM138 249V248H137ZM192 249V248H191ZM195 249V248H194ZM220 249V248H219ZM225 249V248H224ZM5 250V249H4ZM7 250V249H6ZM40 250V249H39ZM46 250H48V249H46ZM140 250V249H139ZM147 250V249H146ZM217 250V249H216ZM221 250V249H220ZM49 251V250H48ZM53 251H54V249H53ZM58 251V250H57ZM62 251V250H61ZM64 251V250H63ZM77 251V250H76ZM90 251H87V252H90ZM93 251H94V254H93ZM143 251V250H142ZM22 252V251H21ZM84 252H86V251H84ZM99 252V253H98ZM128 252H131L130 250L128 251ZM152 252V251H151ZM155 252V251H154ZM206 252V251H205ZM210 252V251H209ZM218 252V251H217ZM217 252H215L216 253V255L215 256H217L218 254H217ZM220 252V251H219ZM254 252V251H253ZM27 253V252H26ZM30 253V252H29ZM50 253V252H49ZM62 253V252H61ZM60 253V254H61ZM76 253V252H75ZM139 253V252H138ZM156 253V252H155ZM159 252H157V254H158ZM211 253H212V251H211ZM214 253V254H215ZM224 253V252H223ZM222 253V254H223ZM226 253V252H225ZM227 253H228V251H227ZM226 253V254H227ZM257 253V252H256ZM263 253V252H262ZM48 254V253H47ZM53 254H55L54 252H53ZM58 254V253H57ZM56 254V255H57ZM60 254H58V255H60ZM73 254V253H72ZM128 254H131V253H128ZM142 254V253H141ZM152 254H153V252H152ZM162 254V253H161ZM210 254V253H209ZM50 255H52L51 253H50ZM135 255H136V253H135ZM134 255V256H135ZM138 255V254H137ZM143 255V254H142ZM145 255V254H144ZM150 255V254H149ZM159 255V254H158ZM203 255V254H202ZM201 254H200V256H202ZM204 255H207V254H204ZM204 255L201 257V259H200V261L199 262H193L192 264H220V262H217V260L219 259H215L216 257L215 256H213V258H210L209 256H205L204 257ZM20 256V255H19ZM22 256V255H21ZM35 256H37V255H35ZM64 256V255H63ZM62 256V257H63ZM88 256H90L91 257V255H89L88 254ZM98 256H100V257H98ZM161 256V255H160ZM171 256H172V254H171ZM211 256V257H212ZM224 256H226V255H224ZM259 256V255H258ZM2 257V256H1ZM18 257V256H17ZM47 257V256H46ZM55 257V256H54ZM59 257V259H60V256H58ZM66 257V256H65ZM94 257V256H93ZM93 257L90 259L91 261H92V259H93ZM96 257V256H95ZM142 257V256H141ZM141 257H140V259H141ZM215 257V258H214ZM221 257V256H220ZM263 257V256H262ZM15 258V257H14ZM23 258H24V256H23ZM70 258V257H69ZM85 258V257H84ZM136 258V257H135ZM139 258V257H138ZM144 258V257H143ZM149 258H150V256H149ZM154 258V257H153ZM189 258V257H188ZM199 258V257H198ZM197 258V259H198ZM222 258V257H221ZM221 258H220V260H221ZM258 258V257H257ZM264 258V257H263ZM4 259V258H3ZM7 259V258H6ZM10 259V258H9ZM72 259V258H71ZM70 259V260H71ZM98 259H93L95 262L98 260ZM146 259V258H145ZM156 259V258H155ZM161 259H165V257H161ZM168 259V258H167ZM262 259V258H261ZM2 260V259H1ZM5 260V259H4ZM11 260H12V258H11ZM87 260H88V258H87ZM89 260V261H90ZM138 260V259H137ZM169 260V259H168ZM192 260V259H191ZM263 260V259H262ZM48 261H49V259H48ZM64 261V260H63ZM76 261V260H75ZM94 261H92V263L94 262ZM152 261H153V259H152ZM156 261H157V259H156ZM159 261V260H158ZM162 261V260H161ZM170 261V260H169ZM196 261V260H195ZM226 261V260H225ZM228 261V260H227ZM246 261V260H245ZM9 262V261H8ZM31 262V261H30ZM72 262V261H71ZM73 262H74V259H73ZM72 262V264H74ZM94 262V263H95ZM143 263L142 264H144V262H145V260L144 261H142ZM191 262V261H190ZM222 262V261H221ZM10 263H11V261H10ZM58 263V262H57ZM93 263V264H94ZM146 263V262H145ZM149 263V262H148ZM157 263V262H156ZM159 263V262H158ZM185 263V262H184ZM189 263V262H188ZM52 264V263H51ZM96 264V263H95ZM154 264H155V261H154ZM160 264V263H159ZM161 264H162V262H161ZM165 264V263H164ZM166 264H168V263H166ZM171 264H172V261H171ZM253 264V263H252Z\"/></svg>","mask_w":264,"mask_h":264}]
</instances>
